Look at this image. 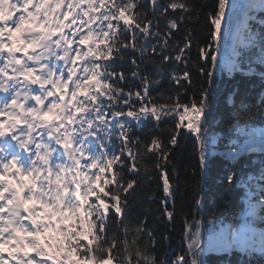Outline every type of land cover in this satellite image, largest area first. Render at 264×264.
Returning a JSON list of instances; mask_svg holds the SVG:
<instances>
[{
	"label": "snow or ice",
	"instance_id": "1",
	"mask_svg": "<svg viewBox=\"0 0 264 264\" xmlns=\"http://www.w3.org/2000/svg\"><path fill=\"white\" fill-rule=\"evenodd\" d=\"M220 72L264 80V0H0V264L264 255V169L238 222L206 202ZM241 95L228 154H264V94Z\"/></svg>",
	"mask_w": 264,
	"mask_h": 264
},
{
	"label": "trees",
	"instance_id": "2",
	"mask_svg": "<svg viewBox=\"0 0 264 264\" xmlns=\"http://www.w3.org/2000/svg\"><path fill=\"white\" fill-rule=\"evenodd\" d=\"M209 6H211L213 0H207ZM223 87L220 89L217 97V103L214 107V119H213V131L216 134L217 144L216 150L221 151L228 148V145H223V143L229 141L230 139H237L233 134H230L227 131V122L235 114V109L232 107L233 101L229 99L230 90L239 88L242 90V95L235 98V104L239 105L241 100H247L252 102L258 99L257 91L252 88L253 81L246 80L243 76H236L234 79H223ZM219 86H222V82ZM228 97V98H227ZM213 101V99H212ZM248 128H260L258 126L264 127V116L259 114L253 115L247 118ZM261 127V128H262ZM240 140V138H239ZM185 143L184 157L188 159L191 156L193 151V142L191 140L182 141ZM261 160L260 156L252 158L250 156L240 157L239 160H236L233 163H230L228 159H224L219 156H214L210 160L209 174L207 178V185L205 191L207 193L206 202L209 205V208L217 207L220 203L219 198L223 196L232 203V208L228 211L227 216H225L224 222L228 223L233 221V214L238 215L241 210V205L238 201V197L241 193L235 183L241 184L249 173H255L258 168V162ZM228 170H234L237 172V181L229 186L223 181L224 173ZM187 210V209H186ZM139 211L147 213L149 216L154 215V212H148L147 206ZM199 218V217H198ZM204 220L207 222L208 216L204 215ZM233 222H237V219ZM259 226L264 228V223H259ZM179 223L177 224L176 232H179ZM179 236L174 234L173 247L179 242ZM209 264H261L259 257H253L248 259L245 256H242L240 253H237V250H234L232 253L220 256H210L208 257Z\"/></svg>",
	"mask_w": 264,
	"mask_h": 264
},
{
	"label": "bare ground",
	"instance_id": "3",
	"mask_svg": "<svg viewBox=\"0 0 264 264\" xmlns=\"http://www.w3.org/2000/svg\"><path fill=\"white\" fill-rule=\"evenodd\" d=\"M258 78L260 79V76H258ZM260 84H263L264 83V80H261L259 81Z\"/></svg>",
	"mask_w": 264,
	"mask_h": 264
}]
</instances>
